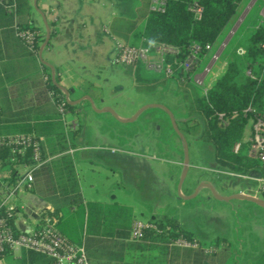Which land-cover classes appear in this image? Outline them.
<instances>
[{
    "label": "crops",
    "instance_id": "0c3cea01",
    "mask_svg": "<svg viewBox=\"0 0 264 264\" xmlns=\"http://www.w3.org/2000/svg\"><path fill=\"white\" fill-rule=\"evenodd\" d=\"M126 1L130 2L128 6ZM138 2L140 3L138 0H27L24 14L21 16L22 20L33 24L39 37H43L44 41L46 27L50 30L49 41L42 49L41 59H39L38 51L36 63L29 60L26 53L30 51L16 37L14 30V26L17 24L16 13L14 14L12 29H0V126L2 128L0 138L16 135H32L39 138L42 141L48 160L46 164L49 165L48 169L38 170L37 180L33 184L34 191H22L11 200V203L15 206L14 227L17 231L37 228L43 210L52 212L55 209L65 207L67 197L63 196V187L61 186L63 166L58 161L60 156L68 155L72 160L75 171L78 163H86L90 166L91 174L102 175L108 180L109 176L101 174L100 171L109 172L110 177L117 181V188L122 185L119 178L125 168L136 169L140 165L136 159L146 156L145 154H137L133 151L117 148L119 141L115 140L120 137L117 134V129H111L112 136L108 135L109 133L99 135L93 132H84L81 136V123L78 120V116H83L97 124L107 123L113 128H117V125L122 124L110 113L103 110L110 109L115 112L119 106V101L124 93V87L121 83L124 71L121 67L125 68V71L133 77L132 68L122 66L116 62L115 45L116 42L132 45L142 43L141 32L145 23L146 12L149 9L151 10L152 0L149 1L143 17L140 18L137 13ZM257 3L258 0H251L244 7L233 28L224 37L221 44L217 47L215 45L211 46L202 56V59H208L209 64L213 56L216 55L219 58L226 51L236 31L243 25L250 10L256 8ZM261 13L264 16V8ZM41 15L45 18L46 26ZM138 22H140V26ZM200 65L201 62L197 68ZM42 66L49 69L50 75V67L54 70V77L55 75L59 77V86L68 92L69 101L82 100L77 105L72 106L73 111H65L63 118L58 111L57 104L53 102V93L45 92L40 83L45 78L43 77ZM197 68L191 72L190 78L196 73ZM63 96L66 100L64 93ZM88 99L92 101L93 107ZM137 109H133L128 113L119 111V113H116V117L119 120L129 119ZM67 114L73 115V119L69 122L66 120ZM57 123L60 124L57 127L62 128L65 133V143L68 149L63 153L52 156L49 154L51 149H57L60 145L55 136H52L53 141L48 142L51 136L47 134L53 133L51 128ZM73 124H77V127L73 128ZM189 137L194 142L197 141L194 137L185 135L186 140ZM92 141H100L107 143V145L102 149L101 145L93 144ZM143 143L140 147L146 150L153 147ZM172 147L174 149L178 148L177 146ZM150 157L159 161L160 164L164 162L157 154ZM51 161H55L53 168L49 164ZM170 164L173 168L168 169V179L177 183L183 164L179 160L171 161ZM190 168L196 169L197 166L190 164L188 168L187 175L180 188V194L183 196L193 194L199 184H208L220 196L240 193L255 197L253 193L256 190L257 183L253 180L249 181L254 186L247 187L249 192L244 190L228 191L219 182L198 176L194 172L187 182V186H185ZM13 171L12 173L11 170L3 169L0 166V191L3 183L11 184L15 180V173L19 169L13 168ZM244 175L252 178H264L257 170H251ZM77 182L84 201L117 202L128 206L118 201L117 192H113L110 199H105L104 195L107 189L104 186L96 187L92 182L87 191L88 198H85L78 179ZM204 192L209 197H213L210 190L204 186L198 189L195 197ZM255 198L260 199V196ZM213 199L220 201L214 197ZM189 215H194L193 211L189 212ZM151 217L161 218L164 216L153 214ZM176 220L179 227L191 232L199 242L204 243L215 238L212 232L200 229L189 218ZM207 221L209 227L212 228L213 225L218 227L221 223H227V218L217 215ZM243 227L244 236L238 239V244L235 246L227 239L224 231H217L218 235L216 237L225 238L230 242L228 244L221 243V251H217V253L228 254L229 264H247L264 256V231L260 230L261 227H257V242H251L250 235H252L253 230L249 231L250 229L246 225H243ZM141 245L139 248L131 249L122 261H103L101 264H157L160 256L158 248H155L156 245H151L147 241L142 242ZM0 264L43 263L38 256L15 250L1 256ZM215 264L226 263L225 260L224 262L218 260Z\"/></svg>",
    "mask_w": 264,
    "mask_h": 264
},
{
    "label": "trees",
    "instance_id": "16d2710c",
    "mask_svg": "<svg viewBox=\"0 0 264 264\" xmlns=\"http://www.w3.org/2000/svg\"><path fill=\"white\" fill-rule=\"evenodd\" d=\"M149 1L146 2L147 7ZM242 1L165 0L163 12L150 9L146 12L141 32V44L152 48L157 43H166L176 47L180 57H184L193 44L211 47L215 45L217 39L222 37L221 35ZM15 3L16 26L37 32L33 24L21 18L27 0H15ZM194 5L201 10L199 17H196L191 11ZM15 13L9 12L3 4H0V29H12ZM43 42L44 38L38 36L35 39L34 52L27 51L26 54L31 62L36 63L37 54ZM235 52L236 46L228 52L229 57L232 56V58L228 61L225 71L197 101L196 110L201 116L202 125L199 139H205L212 144L215 162L227 171L244 175L251 170H257L264 177V166L258 160L247 156L245 141V129L249 120L256 117L264 118V23L258 24L248 38L243 55L245 69L250 72V75H246L241 83L236 82L241 69L238 65L239 57ZM42 69L43 77H47V80L40 82L43 90L52 92L53 102L59 104L63 100V93L52 83L49 69L46 66H42ZM190 74L191 72L187 74V80L183 84L191 81ZM132 75L137 83H153L162 80L146 73L141 66H137ZM55 82L60 84L57 75H55ZM64 109L73 111V107L66 102ZM179 129L182 131L180 127ZM51 130L53 133L47 134L51 136L48 142L53 141L52 136H55L60 145L57 149H51L49 154L54 156L65 152L68 146L65 143V133L62 128L54 129L52 127ZM190 131L187 130V134H190ZM236 144H240V150L237 153L234 152ZM42 157L46 159L43 146ZM12 158L15 160L12 161ZM28 158L29 154L21 158L12 155L8 148L0 149V166L3 169L11 170L12 173L14 172L13 166L18 163L31 164ZM58 161L63 166L61 186L63 187V196L67 197L66 205L52 212L43 211L58 219L57 228L69 241L84 247L90 264H101L103 261L112 260L122 261L131 249L141 247L142 242L146 241L158 248L160 257L157 264H215L218 260H222V262L225 260V263L229 264L228 254L216 252L206 255L203 253V248L208 245L218 247L221 243L228 244L229 242L225 238L216 237L207 245L199 242L201 248L197 250L169 247L170 239L180 236L189 240L195 238L191 232L179 227L176 219L167 216L151 217L149 220L157 225L160 232L148 230L144 233L142 240H130L131 226L136 219L132 209L117 202L84 201L80 194L72 160L68 155H62ZM49 164L53 168L55 161H51ZM48 168L49 165L45 164L41 169ZM39 171L34 174L33 184L37 180ZM30 191H34L33 187ZM14 215L7 219V223L18 232L14 227ZM30 254L41 258L43 264H50V260L46 257L35 253ZM3 255L5 254H0V258ZM247 264H264V256Z\"/></svg>",
    "mask_w": 264,
    "mask_h": 264
},
{
    "label": "rangeland",
    "instance_id": "374dc122",
    "mask_svg": "<svg viewBox=\"0 0 264 264\" xmlns=\"http://www.w3.org/2000/svg\"><path fill=\"white\" fill-rule=\"evenodd\" d=\"M138 1L140 3L138 2L137 4V13L140 18L143 17L147 9V0ZM250 1L243 0L241 2L240 7L234 13L221 35L222 37L216 40V47L221 44L224 37L231 31L242 10ZM126 4L128 6L130 2L126 1ZM263 8L264 0H258L256 8L250 10L247 19L236 31L226 51L215 61L210 72L203 78L202 84H197L195 77L203 73L204 68L209 62L208 59L201 60L200 67L197 68L191 81L186 84L180 83L176 79H163L160 76L146 72L144 69L146 73L161 78L162 80L153 83H137L125 71V68L121 67L124 71V76L121 80L124 93L119 101L117 110L115 112L113 111L114 114L116 115L119 111L128 113L138 108L134 112L136 114L142 107H160L147 108L134 121L117 125V128L110 127V125L104 122H102L104 124H97L87 117L78 116V120L81 123V136L84 132H93L99 135L109 133L108 135L112 136L111 129H117V134L120 136L119 139L115 140L119 141L117 148L146 155L143 158L136 159L140 163L136 169L125 168L119 178V181L122 183L119 188H117V181L110 177L109 172L104 170L100 171L101 174L109 176L107 180L102 175L97 176L91 174L90 166L86 163H78L75 173L81 189L84 191L85 198H88L89 194L87 191L92 182L96 187L100 188L104 186L107 189L104 195L107 200L110 199L113 192H117L119 196L118 201L127 204L132 209L133 214L138 217L137 219L142 222H148L153 214L174 219L189 218L200 229L206 232H212L215 238L218 235V230L224 231L227 239L234 246L238 244V239L244 236L243 225H246L250 229L249 231L253 230L251 232L252 235H250L251 242H257V227H261L260 230L264 231V209L259 206L240 200H232L227 203L216 201L213 197H209L206 192L190 200H183L179 197V181L176 183L168 179V169L173 168L170 164L171 161L179 160L183 164V147L179 137L174 134L169 116L163 108L172 114L178 129L179 127L182 129V131L180 129L179 131L184 136L190 135L197 140L194 142L190 137L187 138L189 162L191 165L195 164L197 168H190L185 186H187V182L195 172L198 176L219 182L228 191L244 190L245 192H249L247 187L254 186L249 181L222 173L229 171L215 162L212 144L205 139H199L202 125L201 116L197 113L196 109L198 99L201 98L203 93L225 71L228 61L232 58V56L229 57L228 52L234 46H236L235 54L239 57L238 65L241 69L240 74L236 78V82L241 83L245 79L247 71L245 69V58L243 54L252 31L258 24L264 23V16L261 13ZM140 22L142 23V21ZM140 22H138L139 26ZM72 119V114L66 115L67 122ZM58 125L60 124L57 123L53 128L57 129ZM1 130L2 128L0 126ZM187 130H191L190 134H187ZM246 133L247 131L245 129V135ZM92 143L101 145L102 149L107 145V143L100 141H92ZM141 143L153 147L146 150L140 147ZM172 146H177L178 148L174 149ZM153 154H157L164 162L160 164L159 161L152 159L150 156ZM260 200L264 202V196H260ZM192 211L194 215L191 216L189 212ZM217 215L226 217L227 223H221L218 227L216 225H213L212 228L209 227L210 225L207 220ZM204 243L207 245L210 241ZM210 246L214 245H208L207 247ZM221 248L222 246H218L217 251H221Z\"/></svg>",
    "mask_w": 264,
    "mask_h": 264
},
{
    "label": "built area",
    "instance_id": "2783aa9c",
    "mask_svg": "<svg viewBox=\"0 0 264 264\" xmlns=\"http://www.w3.org/2000/svg\"><path fill=\"white\" fill-rule=\"evenodd\" d=\"M9 12L15 13V0H0ZM165 0H152L151 10H164ZM191 11L196 17L200 16L201 10L194 5ZM16 37L30 51L34 52L35 39L39 36L37 32L28 29H21L14 26ZM116 62L122 66L130 67L133 70L141 66L146 72L163 79H176L180 83H185L187 74L194 71L200 64L202 56L210 49V46L201 47L193 44L189 47L184 57L179 56V50L166 43H157L152 48L139 45H131L116 42ZM217 56H213L210 63L204 68L203 73L195 77L197 84H202L203 78L210 72L212 65L217 61ZM250 75V72H247ZM47 80V77L44 78ZM63 100L57 104L58 111L63 118L65 115ZM222 119V117L220 116ZM223 120V119H222ZM64 121V120H63ZM65 123V121H64ZM77 124H73L76 128ZM247 156L258 160L264 166V118L256 117L249 120L246 126ZM8 148L10 153L21 158L29 154L28 163H18L13 168H18L15 173V180L11 184H4L0 191V254L11 253L15 250L35 253L46 257L50 264H90L83 246H78L69 241L57 228L58 219L55 216L41 214V221L37 228L27 231L16 232L7 223L8 218H12L15 206L11 200L22 191H29L33 187L34 174L47 163V159L42 157V141L32 135H16L7 138H0V149ZM240 150V144L234 146V152ZM12 161L15 159L12 158ZM222 172V171H221ZM228 176H235L242 180L255 181L257 188L253 196H264V178H252L246 175L233 174L232 172H222ZM148 230L160 232L153 222H142L135 219L131 226L130 240H142L144 233ZM169 247L182 249H200L199 241L189 240L183 236L170 239ZM217 247L210 246L203 248V253L211 255L217 252Z\"/></svg>",
    "mask_w": 264,
    "mask_h": 264
},
{
    "label": "water",
    "instance_id": "95a60500",
    "mask_svg": "<svg viewBox=\"0 0 264 264\" xmlns=\"http://www.w3.org/2000/svg\"><path fill=\"white\" fill-rule=\"evenodd\" d=\"M42 16V19H43V22L46 26V23H45V18L43 15ZM49 38H50V30L48 27H46V38H45V41L44 43L41 45L40 47V50H39V59H41V52H42V49L43 47L46 45V43L49 41ZM44 64V63H43ZM51 69V80H52V83L58 88L60 89L65 97H66V101L67 103L70 105V106H75L77 105L78 103H80L82 100H78V101H69L68 100V92L60 87L56 82H55V77H54V70L50 67ZM88 102L90 103V105L93 107V103L90 99H88ZM150 107H160V106H146V107H142L140 110H138L136 112V114H134L131 118L129 119H126V120H119L116 115L114 114V112L110 109H104L103 111L104 112H108L110 113L116 120H118L119 122L121 123H129V122H132L134 121L137 116L142 113L145 109L147 108H150ZM163 108V107H161ZM168 116H169V119L171 121V125H172V128H173V131L174 133L179 137L181 143H182V147H183V169H182V172H181V175H180V178H179V184H178V192H179V197L183 200H190L192 198L195 197V195L197 194L198 192V189L202 186L204 187H207L211 194L213 195V197L217 200H220V201H223V202H229V201H232V200H243V201H247V202H251L257 206H259L260 208L264 209V202L262 200H260L259 198H255V197H252V196H248V195H244V194H233V195H229V196H220L218 195L215 190L208 184H199L198 188L194 191L193 194L189 195V196H183L182 194H180V188H181V185L182 183L184 182L185 180V177L187 175V172H188V168H189V158H188V146H187V140L185 138V136L179 131L176 123H175V119L173 118L172 114L165 108H163Z\"/></svg>",
    "mask_w": 264,
    "mask_h": 264
}]
</instances>
